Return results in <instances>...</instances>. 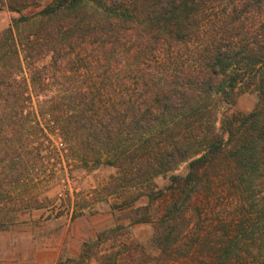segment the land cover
<instances>
[{
	"label": "trees",
	"instance_id": "16d2710c",
	"mask_svg": "<svg viewBox=\"0 0 264 264\" xmlns=\"http://www.w3.org/2000/svg\"><path fill=\"white\" fill-rule=\"evenodd\" d=\"M1 5L41 7L0 29V229L38 209L74 219L109 195L131 224L152 225L164 264L198 246L206 264H244L242 239L264 242L251 216H264V0ZM249 87L254 107L217 126L220 103ZM71 162L116 173L80 190ZM220 200L230 209L215 214ZM121 227L83 241L78 258L107 263L91 246ZM253 260L264 264V249Z\"/></svg>",
	"mask_w": 264,
	"mask_h": 264
},
{
	"label": "rangeland",
	"instance_id": "374dc122",
	"mask_svg": "<svg viewBox=\"0 0 264 264\" xmlns=\"http://www.w3.org/2000/svg\"><path fill=\"white\" fill-rule=\"evenodd\" d=\"M43 1V0H42ZM41 6L30 5L22 12L10 10L1 5L0 0V29L15 22L21 14L31 15L36 13ZM264 17V6L259 13ZM257 91L252 87L242 89L231 104L220 103L216 113V125H220V119L226 112L245 113L251 110L257 102ZM70 167L71 177L74 179L72 185L80 190H88L95 186L106 183L110 176L116 173V168L109 165H100L95 168ZM185 162H181L175 171L183 170ZM154 183L161 186L166 181L165 175H158L153 179ZM144 199L136 201V205L143 203ZM117 200L114 196L94 202L91 213H86L74 219L69 214L57 217H47L48 211L41 209L33 210L20 216V221L4 229L0 238L2 247L8 254H14L19 264H98V259L91 257L88 260H80L79 252L83 248V241L91 240L99 231L123 224L112 237L103 241L99 246L92 245L93 251L108 256L109 261L105 264H164L167 256L162 254L155 244L150 240L153 227L148 222L130 223L132 211L118 209L115 205ZM228 208L224 200L216 202V210ZM260 209V207H259ZM258 209V210H259ZM231 213V212H230ZM254 227L259 231L264 227V216L256 211L252 212ZM211 217V216H210ZM217 217V216H216ZM216 219V218H214ZM215 223L211 225L213 227ZM216 231L218 229L216 228ZM252 237L242 239L244 264H256L254 253L264 249V242L258 238L259 233H252ZM213 243V240H212ZM246 248H249L247 251ZM200 250V252H199ZM184 251V250H183ZM197 255L191 260L189 255H178L175 264H206L207 256L205 249L197 247ZM201 261H204L201 263ZM11 259L8 264L11 263ZM17 262V261H16ZM255 262V263H254Z\"/></svg>",
	"mask_w": 264,
	"mask_h": 264
},
{
	"label": "crops",
	"instance_id": "0c3cea01",
	"mask_svg": "<svg viewBox=\"0 0 264 264\" xmlns=\"http://www.w3.org/2000/svg\"><path fill=\"white\" fill-rule=\"evenodd\" d=\"M7 229V228H5ZM4 229H0V234ZM2 240L0 238V264H8V262L11 259V263L12 264H19L20 262H18L19 260L17 259V257L14 254H8L6 253V251L4 250V248L2 247ZM17 261V262H16ZM22 264V263H21Z\"/></svg>",
	"mask_w": 264,
	"mask_h": 264
}]
</instances>
